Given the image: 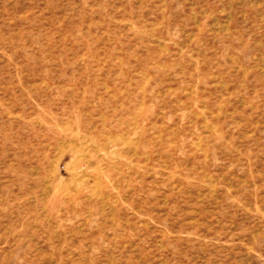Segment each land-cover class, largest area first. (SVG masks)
I'll use <instances>...</instances> for the list:
<instances>
[{"label": "rangeland", "instance_id": "1", "mask_svg": "<svg viewBox=\"0 0 264 264\" xmlns=\"http://www.w3.org/2000/svg\"><path fill=\"white\" fill-rule=\"evenodd\" d=\"M0 264H264V0H0Z\"/></svg>", "mask_w": 264, "mask_h": 264}]
</instances>
